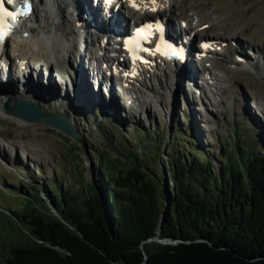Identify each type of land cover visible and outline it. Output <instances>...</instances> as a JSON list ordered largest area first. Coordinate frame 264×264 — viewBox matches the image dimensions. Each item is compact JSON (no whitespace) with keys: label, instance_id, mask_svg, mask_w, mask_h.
Instances as JSON below:
<instances>
[{"label":"trees","instance_id":"16d2710c","mask_svg":"<svg viewBox=\"0 0 264 264\" xmlns=\"http://www.w3.org/2000/svg\"><path fill=\"white\" fill-rule=\"evenodd\" d=\"M180 122L163 152L162 131L139 128L143 148L128 161L100 153L85 195L62 179L11 191L18 201L0 206V264H264V144L236 130L218 157ZM156 236L181 241H148Z\"/></svg>","mask_w":264,"mask_h":264},{"label":"rangeland","instance_id":"374dc122","mask_svg":"<svg viewBox=\"0 0 264 264\" xmlns=\"http://www.w3.org/2000/svg\"><path fill=\"white\" fill-rule=\"evenodd\" d=\"M61 13L64 14L61 21L72 25V9L68 7ZM159 13L169 18L184 17L195 33L205 31L202 34L205 38L221 41L222 46H216L217 52L206 57L205 71H201L197 61L193 62L194 74L207 78L203 79L201 92L195 90L193 82L177 80L171 71L160 77L148 74L142 89L135 92L133 88H138V82L130 85V81L125 83L119 75H107V86L100 83L96 87L98 91L92 86L94 92H91L92 87L80 82L77 74L85 76L90 69L86 67L88 60L84 54L90 48L96 50L95 44H102L96 35H90L87 43L84 39L85 44L78 51L80 55L83 53L82 57L77 59L72 50L60 64L54 66L52 61H47L45 68H16L10 59L13 58L10 46L0 54V101L7 103L13 95L31 94L29 99L21 100L38 103L47 114L68 115L81 133L78 140L69 139L43 121H23L2 107V208L18 201L11 191L25 192L30 186L43 190L53 179H62L73 191L85 195L82 182L93 181L97 166L93 160L100 153L128 161L133 150L143 148L136 134L139 128L148 135L157 129L162 131L165 142L158 151L163 152L176 128L173 122L178 115L180 126L200 132L207 146L217 148L218 157L219 148L236 130L264 144V0H174ZM106 25L105 22L102 25L105 30ZM102 48L105 53L110 52ZM91 56L98 59L102 54L96 51ZM96 67L100 69L99 65ZM87 99L93 104L86 110ZM146 149L151 155L157 151L152 143ZM164 157L167 159V154ZM161 163L159 159L153 166L158 175H162ZM69 172L73 174L66 178L64 173Z\"/></svg>","mask_w":264,"mask_h":264},{"label":"bare ground","instance_id":"6f19581e","mask_svg":"<svg viewBox=\"0 0 264 264\" xmlns=\"http://www.w3.org/2000/svg\"><path fill=\"white\" fill-rule=\"evenodd\" d=\"M34 1V12H32V14L24 20L23 24L17 29L15 34L6 40V44H2L3 41L0 42V54H2L8 48V46H10L9 49L13 57L10 59L13 61L12 64L15 65L16 68L20 70H25L31 66L45 68L46 64H48L47 61H52L53 65L55 66L56 64H60L61 60L64 61L66 54L68 52L70 53L72 50L77 52V54L74 52V55L78 59L79 57L83 56V53L80 55L78 54V51L81 49L84 39V42L87 43L90 35L91 37H94L97 33L102 40L106 39L105 34L108 33V30L105 31V29L102 28V23L94 21L95 15L92 19L87 18L86 13L88 11V7H86V2H83L82 0ZM173 1L174 0H139V2L143 4L141 11L145 15H148L150 12V6L154 5L152 9L161 8L172 3ZM68 7L69 10L72 9V17L74 20L72 25L69 24L70 22H66L65 24L64 21H61V18L64 17V14L61 12L62 10L65 11ZM80 17L82 19V23H79ZM188 24L189 22L187 21V25ZM131 32L132 30L130 33ZM189 34H191V32H189ZM199 34H205V31H199ZM220 43L215 41V46H220ZM119 49H121V47L116 48V52H118ZM89 51L92 53L93 49ZM203 51L204 49L202 48L200 52L203 53ZM68 55L69 54H67V56ZM108 64L115 65L114 68L116 70L119 67H128L127 69H123V71H121V78L125 80L126 77L127 81L130 80V85H133V81L139 83L138 88H136L137 86L133 88L134 92L140 91L142 89L141 86L143 85V81L147 79L148 74L160 77L161 75H164V73H168V71L174 73L176 72L175 76L177 80L193 82L194 84H192L194 87H196L195 90L198 92H201V85L204 83L203 79H207L198 75L196 72L191 77H187L186 73L188 71L193 72V70L189 68L187 62L176 63L167 59H163L159 57L158 54H154L152 61L144 65L136 66L132 64L131 66V64L128 63L118 64L113 60H111L110 63L108 62ZM91 65L92 63L87 61L86 67L90 68L91 70L89 69L88 71L87 69L88 73L86 72L85 76H82L80 73H78L77 76L79 77L80 82L83 81L87 86H93L96 89L97 85L102 83L101 81L106 80V77L103 80L101 77L102 74H98L99 71L97 73V69L95 71V67ZM131 67H138V71L133 77L132 72L135 71ZM117 71L119 72V70ZM124 72L128 73V75H125ZM93 87L90 88L91 90L89 89L91 92H94ZM99 87L101 88V85ZM96 91H98V89H96ZM25 95L27 96L13 95L14 97H11V100H7V102L10 101L11 105H15L19 103V100L24 98L29 99L30 97L28 96H31V94ZM34 95L35 97H39V94ZM31 99L34 100V98ZM46 99H48L47 96ZM1 102L2 101H0V109L2 108ZM2 103L4 104L6 102Z\"/></svg>","mask_w":264,"mask_h":264},{"label":"water","instance_id":"95a60500","mask_svg":"<svg viewBox=\"0 0 264 264\" xmlns=\"http://www.w3.org/2000/svg\"><path fill=\"white\" fill-rule=\"evenodd\" d=\"M1 107H5L8 113H12L18 118L22 119L26 122H41L43 121L46 125L51 128L57 130L61 134L68 136V138L78 140L80 138V131L76 127L75 123L68 115H64L61 113L47 114L44 109L36 102H31L27 100H21L18 104L11 105V102L8 101L1 105ZM156 240L166 244H176L181 240L172 239V238H161L160 236H156L148 239V241ZM145 255V262L148 260V253L143 248ZM136 264H140L137 263Z\"/></svg>","mask_w":264,"mask_h":264},{"label":"snow or ice","instance_id":"6c2138e0","mask_svg":"<svg viewBox=\"0 0 264 264\" xmlns=\"http://www.w3.org/2000/svg\"><path fill=\"white\" fill-rule=\"evenodd\" d=\"M13 3H14V0H0V39H3L6 35L9 34L8 25L6 23L7 18L16 20L18 16L25 14L23 12V9H21L20 11L9 10V8L6 5H12ZM24 3L27 5V8L30 12L31 0H24ZM147 27H151V25H148ZM139 31L142 32L143 29H140ZM161 42L165 43L163 39H161ZM168 47L172 48V45H168ZM205 47H208V45H205ZM173 54L179 56L180 52L173 50Z\"/></svg>","mask_w":264,"mask_h":264}]
</instances>
